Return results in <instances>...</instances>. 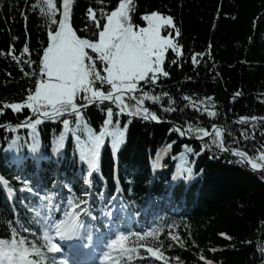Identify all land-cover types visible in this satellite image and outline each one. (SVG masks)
<instances>
[{"label": "trees", "instance_id": "obj_1", "mask_svg": "<svg viewBox=\"0 0 264 264\" xmlns=\"http://www.w3.org/2000/svg\"><path fill=\"white\" fill-rule=\"evenodd\" d=\"M134 2V23L142 25L143 14L160 11L173 16L180 29V36L173 38L182 45L184 56L174 57L170 51L167 57L181 63L172 65L166 60L164 67L170 77L161 76L149 86L158 99L145 102L159 120L114 117L108 128L119 125L124 141L113 150L111 137L105 138L102 171L93 176L86 163L78 160L80 145L72 133L66 134L64 152H51L54 139L63 132L60 123L38 126L35 136L40 149L27 151L32 131L15 127L20 117L0 115V247H9L16 240L33 248L39 261L59 264L43 233L49 208L64 216L84 214L87 229L105 236L104 219L116 205L122 221H128L133 230L123 245L113 249L111 264H205L201 255L213 264H264V251H258L264 249V170L254 171L215 146L203 148L205 143L211 145L214 134L204 140L206 136L187 131L189 124L205 129L208 135L214 128H223L228 148L245 151L260 162L259 150L264 146V0ZM36 3L39 0H0V53L14 45L19 55L28 43L30 53L21 59H38V51L47 44V21L38 9L33 11ZM57 4L62 7V0ZM105 4L111 10L118 0H105ZM89 7H97L95 0H74L71 24L78 34L90 27L86 18ZM83 35L90 36L91 30ZM145 45L141 42L135 47ZM89 47L97 52L109 48L123 52L122 59L129 61L135 50L112 33L102 34L96 44L69 36L62 43L63 59L84 71L80 65ZM196 52L207 54L193 65L190 57ZM32 83L10 56L0 55V104L20 101ZM237 92L242 95L233 101ZM193 102L197 107H192ZM205 103L216 116L204 111ZM165 108L175 111L165 112ZM243 116H256L257 120L239 123ZM106 120L103 106L96 104L86 110L85 122L96 134L104 129ZM174 127L183 128L187 137L171 131ZM242 132L248 133L247 140ZM79 134L87 141L83 126ZM5 140L17 142L16 153L4 147ZM197 152L201 154L195 155ZM158 155L159 167H155ZM189 167L191 178L184 171ZM213 248L216 251L210 250Z\"/></svg>", "mask_w": 264, "mask_h": 264}, {"label": "snow or ice", "instance_id": "obj_2", "mask_svg": "<svg viewBox=\"0 0 264 264\" xmlns=\"http://www.w3.org/2000/svg\"><path fill=\"white\" fill-rule=\"evenodd\" d=\"M73 4L74 0H62L61 7L58 6L57 0H39V3L32 5L33 11L38 9L39 14L47 21L45 25L47 44L38 51L37 60H32L30 56L27 59H21L22 56L30 53L28 43L22 46L19 55L16 54L17 50L14 45L10 46L8 52L0 53V55L10 56L24 77L33 79L32 86L26 89V95L21 97L20 101L0 104V115L11 113L14 117H20L21 119L14 122L15 127L22 128L25 132L29 129L32 131L31 147L24 149L27 151L40 149L35 136L38 126L46 122L60 123L63 132L54 139L50 148L51 152L55 154L64 152L67 148L66 134L72 133L76 144L80 145L78 160L86 163L94 176L102 171L101 157L105 138L111 137L113 150L117 149L124 141L125 133L119 125L112 130L108 128V125L114 123V117L127 115L131 118L142 117L144 120H159L156 113L145 105L147 100L156 101L158 99L149 91V86H154L161 76L170 77V72L164 67L168 60L167 54L170 51L174 57L178 58H182L184 52L182 45L173 38L174 35L180 36V29L176 26L171 15H165L160 11L146 12L140 17L143 22L141 25L133 21V15L136 12L134 0H118V4L114 5L111 10H106L105 0H95L97 7L87 9L86 18L90 21V27L86 26L80 29L81 34H78L71 24ZM58 14L59 19L57 18ZM23 19L26 23L27 15H24ZM90 30V36L83 35ZM109 33L134 46L135 50L130 61L122 59L123 52L116 53L111 48L97 52L91 47L85 49L87 55L83 57L80 65L84 69L83 72L70 67L63 59L61 48L67 37L74 36L79 40L90 39L91 43L96 44L100 42L102 34L107 37ZM13 39L18 40L17 37ZM142 41H154L156 46L151 48L146 45L135 47ZM206 54L205 52H196L190 57L191 63L197 65L198 58ZM75 63L80 64L79 60ZM168 63L177 65L181 61L172 58L168 60ZM25 67L28 70H25ZM8 75L11 74L8 73ZM241 95L240 92L235 93L233 101ZM184 99L189 100L190 97L185 96ZM96 104L103 106L107 115V120L104 122L105 127L99 134H96L85 122L86 110ZM192 107H197V104L193 102ZM164 111H175V109L165 108ZM204 111L209 116L217 115L214 111H208L206 103ZM250 120L255 122L257 117L243 116L238 122L246 124ZM128 123L130 124L131 120ZM73 125H75L74 128ZM82 126L87 135V141L81 140L79 133ZM253 128H255L254 123ZM171 131L179 133L181 137L185 136V131L180 127H174ZM187 131L196 133L198 137L208 135L205 129L193 128L191 124L188 125ZM242 135L245 140L249 138L247 132H242ZM261 135H264V132ZM9 139H11L10 136ZM16 143L15 140H12L11 143L5 140L4 147L13 151ZM212 146H215L219 151L231 152L242 160H246L253 170H264V146L259 150L260 162H257L245 151L226 147L224 132L221 128L214 129L211 145L203 144L205 149H210ZM187 151L193 152L194 150L187 148ZM194 154L198 156L201 153ZM184 159L187 163L186 157ZM154 166L159 167V155ZM184 171L187 172L188 178L192 177L191 167ZM219 235L227 240L232 239L226 233ZM210 250L216 251L215 248ZM258 251H264V249H258ZM200 259L205 264H213V261L205 260L203 255L200 256Z\"/></svg>", "mask_w": 264, "mask_h": 264}, {"label": "rangeland", "instance_id": "obj_3", "mask_svg": "<svg viewBox=\"0 0 264 264\" xmlns=\"http://www.w3.org/2000/svg\"><path fill=\"white\" fill-rule=\"evenodd\" d=\"M142 42H144V41H142ZM145 44H146V46L148 47V48H151V47H154V46H156V44H155V42L154 41H148V43L149 44H147V42H144ZM82 72V71H81ZM214 130V129H213ZM212 130V131H213ZM212 133V132H211ZM210 133V134H211ZM214 134V133H213ZM212 134V135H213ZM207 137V136H206ZM205 137V138H206ZM205 138H203V139H205ZM191 141H193V140H191ZM15 147V150H13V151H11V153H16V151H17V146L15 145L14 146ZM240 161V160H239ZM117 210H118V207L115 205L114 207H111V218L113 217L114 219H120V216H118L117 214H116V212H117ZM50 227H51V225H50V223L48 224ZM177 264H180L179 262L177 263Z\"/></svg>", "mask_w": 264, "mask_h": 264}, {"label": "water", "instance_id": "obj_4", "mask_svg": "<svg viewBox=\"0 0 264 264\" xmlns=\"http://www.w3.org/2000/svg\"><path fill=\"white\" fill-rule=\"evenodd\" d=\"M217 128H220V127H217ZM182 130H184L183 128H181ZM215 129V128H214ZM222 130H223V128H221ZM185 131V130H184ZM223 132H224V141H225V131L223 130ZM214 133V130L212 131V133L211 134H209L205 139H208V138H210L211 136H212V134ZM185 136H187V134H186V132H185ZM204 139V140H205ZM190 141L191 140H193V139H189ZM225 146H226V143H225ZM227 147V146H226ZM230 156H232V157H234V158H237L238 160H240L243 164H245L246 166H248V167H250L251 168V165L250 164H248L247 162H246V160H242L240 157H237V156H235L234 155V153H231V152H227ZM253 170V169H252ZM254 171H260V170H254Z\"/></svg>", "mask_w": 264, "mask_h": 264}, {"label": "bare ground", "instance_id": "obj_5", "mask_svg": "<svg viewBox=\"0 0 264 264\" xmlns=\"http://www.w3.org/2000/svg\"><path fill=\"white\" fill-rule=\"evenodd\" d=\"M142 218V217H141Z\"/></svg>", "mask_w": 264, "mask_h": 264}]
</instances>
